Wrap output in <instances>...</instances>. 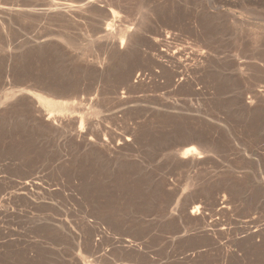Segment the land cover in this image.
<instances>
[{"label": "rangeland", "instance_id": "1", "mask_svg": "<svg viewBox=\"0 0 264 264\" xmlns=\"http://www.w3.org/2000/svg\"><path fill=\"white\" fill-rule=\"evenodd\" d=\"M79 1L0 0L7 11H0V163L7 186L0 189V264H264V98L253 112L245 105L264 91V0H130L122 25L130 21L125 26L146 38L170 32L177 47L205 52L208 60L189 75L195 94L153 79L145 88H119L127 97L122 105L111 92L121 71L106 60L107 68L96 64L103 56L94 48L100 34L91 19H76L68 33L28 16L35 6ZM8 12L23 17L16 24ZM42 80L73 88L49 95L38 88ZM15 92L29 112H19ZM81 127L84 137L77 135ZM130 133L138 137L131 149H100L104 139L116 144ZM195 135L199 142L189 144ZM193 146L202 155L191 164L192 156H181ZM28 180L38 186L20 201L15 185ZM217 198L229 204L226 215H216ZM193 202L206 223L218 222L207 227L218 233L217 244L183 216ZM127 241L135 249H124Z\"/></svg>", "mask_w": 264, "mask_h": 264}, {"label": "bare ground", "instance_id": "2", "mask_svg": "<svg viewBox=\"0 0 264 264\" xmlns=\"http://www.w3.org/2000/svg\"><path fill=\"white\" fill-rule=\"evenodd\" d=\"M79 0H76V2ZM130 0H80L79 3L77 4L78 6H69V5H65L63 6V4H59V3H51L48 4V8L46 9H38L36 8L37 6L33 7L32 10H28V16L31 18H38V19H44V21H49L52 22L54 24H58L60 26H62L64 29L66 28L68 31V33L72 32L75 30V21L76 19L79 18H86V19H91L93 25H91L92 27V31H97L98 34H100L99 36V40L96 43V47L98 51H100L102 53L103 59L96 63V64H101L103 66H108V63L110 64H115L118 65L119 70L121 71L120 77L119 79L116 81L117 84H115L116 86L113 88V91H111L115 98V102L117 101V103L119 102L120 105H122L121 103L127 102V97L121 92L119 93V88L123 87L124 89H133L134 88L138 89V88H145L148 84L149 81L153 80V79H157V80H163V82H159L160 85H162V87H166L168 89H170L172 92H191L193 94L196 93V90L194 88L193 82L190 79L191 74H197L199 73V70H201V68L206 64L207 62V55L205 54V52H200V51H193L191 53H188L187 50L185 48H179L177 47L178 45H176V39H174V34L170 33V32H162L163 30H161V32L158 31L157 34L154 35V37L152 38H146V37H142L135 32V28H130L132 26H125L126 24L131 25V23H124L122 25V21H123V9H125V7L127 6L128 2ZM142 1V0H141ZM144 1V0H143ZM147 3H150L151 5L155 2L154 0H145ZM160 1V0H159ZM236 1V0H235ZM261 1V0H260ZM259 1V2H260ZM56 2V1H55ZM134 2V1H133ZM132 2V3H133ZM233 2V1H232ZM263 2V1H262ZM22 3V2H21ZM62 3V2H61ZM73 3V2H72ZM131 3V2H130ZM131 3V6H132ZM168 3V2H167ZM3 4V3H2ZM20 4V3H19ZM75 4V3H74ZM145 4V2H144ZM18 5V4H17ZM130 5V4H129ZM149 5V4H148ZM150 5V6H151ZM13 6V5H12ZM19 6V5H18ZM25 8L27 6H25V4L23 5ZM22 6V7H23ZM5 7V6H4ZM21 7V6H19ZM128 8V7H127ZM126 8V9H127ZM2 7L0 8L1 11ZM4 9V8H3ZM2 9V11H3ZM14 9V8H13ZM13 9L11 10V12L13 11ZM22 10V8H20ZM28 9V7H27ZM9 11V9H7ZM25 10V9H24ZM6 11V10H5ZM3 11V12H5ZM27 11V10H26ZM125 11V10H124ZM134 11V10H133ZM149 11V10H148ZM14 12L15 15H21L23 12ZM126 12V11H125ZM130 12V11H129ZM132 12V11H131ZM1 13V12H0ZM7 13V11L5 12ZM13 13V14H14ZM127 13V12H126ZM125 13V14H126ZM2 14V13H1ZM8 14L11 15L12 17V13ZM7 14V16H8ZM154 14V12L152 13ZM151 14V15H152ZM157 14V13H156ZM3 15V14H2ZM9 15V16H10ZM23 15L25 17H23ZM23 15L21 17L23 18H27V15H25L23 13ZM8 16V17H9ZM14 16V15H13ZM160 16V14H159ZM177 16V15H176ZM9 17V18H11ZM18 17V20H20ZM147 17V16H146ZM178 17V16H177ZM199 17V16H198ZM4 18V17H3ZM13 18V17H12ZM132 18V17H131ZM15 18L11 19L12 21H15ZM28 19V18H27ZM8 20V19H7ZM17 20V19H16ZM17 22H20L18 21ZM125 20V19H124ZM181 20V19H180ZM200 20V19H198ZM3 21V20H0ZM40 21V20H38ZM37 21V23H38ZM46 21V22H47ZM88 21V20H87ZM126 21V20H125ZM124 21V22H125ZM16 22V21H15ZM14 22V23H15ZM16 22V24H17ZM41 22V21H40ZM91 23V21H89ZM51 23V24H52ZM161 23V22H160ZM200 23V22H199ZM196 23V24H199ZM36 24V23H35ZM144 24V23H143ZM165 24V23H164ZM163 24V25H164ZM174 24V22H173ZM182 24V23H181ZM24 25V24H23ZM49 25V24H47ZM57 25V26H58ZM140 25V24H139ZM162 25V26H163ZM169 25V24H168ZM29 26V25H28ZM134 26V25H133ZM167 26V25H166ZM170 26V25H169ZM169 26H167L169 28ZM194 26V25H193ZM201 26V25H200ZM199 26V27H200ZM4 27V26H3ZM147 27V26H146ZM165 27V26H164ZM23 28V27H22ZM145 28V27H144ZM147 29V28H146ZM26 30V29H25ZM29 30V29H28ZM83 30V29H82ZM165 30V29H164ZM169 30H171L169 28ZM203 30V29H202ZM139 31V30H138ZM145 31V29H144ZM3 32V31H2ZM16 32V31H15ZM34 32V31H33ZM150 32V31H149ZM201 32V31H200ZM14 33V32H13ZM96 33V32H95ZM96 33V34H97ZM75 34V33H74ZM72 35V34H71ZM88 35V34H87ZM86 35V37H88ZM195 35V34H194ZM69 36V35H68ZM74 36V35H73ZM95 36V35H94ZM91 37V36H90ZM93 37V36H92ZM89 38V37H88ZM3 40V39H2ZM6 42V41H5ZM8 42V41H7ZM142 44L144 46V51L141 52V50H137L139 51L137 53L136 49L139 47V45ZM17 45V44H16ZM182 47V46H181ZM199 48V47H198ZM49 50V48H48ZM48 50H44L46 51V55L48 54L47 51ZM96 51V50H95ZM141 52V53H140ZM50 53V52H49ZM93 54V53H92ZM49 55V54H48ZM47 55V56H48ZM95 56V54H94ZM99 56V55H98ZM101 57V56H100ZM48 58V57H45ZM51 58V57H49ZM53 58V57H52ZM97 58V57H96ZM56 59V58H55ZM79 59V58H78ZM77 59V60H78ZM84 59V58H83ZM130 62V60H132ZM47 59H45L46 62ZM50 60V59H49ZM106 60L107 62H104ZM48 61V60H47ZM81 61H83L81 59ZM80 61V62H81ZM49 62V61H48ZM84 63L86 61H83ZM82 62V63H83ZM88 62V61H87ZM93 62V61H92ZM143 62V63H142ZM84 63L82 64V66H84ZM91 63V61H90ZM94 63V64H95ZM106 63V64H105ZM131 63V64H130ZM142 63V64H141ZM78 64V63H77ZM95 64V66H97ZM98 64V67H99ZM130 64V65H129ZM141 64V65H140ZM80 65V63H79ZM93 63H91L89 66H92ZM88 66V64H87ZM94 66V65H93ZM92 66V67H93ZM85 67V66H84ZM111 67V66H110ZM97 68V67H96ZM100 69V67H99ZM110 69V68H109ZM157 69V70H155ZM203 69V68H202ZM16 71V70H15ZM108 71V69H107ZM159 71V72H158ZM9 72V71H8ZM18 72V71H17ZM119 72V71H118ZM98 73V72H97ZM86 74V73H85ZM88 74V73H87ZM86 74V76H87ZM98 75V74H97ZM99 76V75H98ZM1 77V76H0ZM37 77V76H36ZM46 77V76H44ZM111 77V76H110ZM38 78V77H37ZM98 78V77H97ZM115 78V77H114ZM114 78H112V81L114 80ZM50 79V78H49ZM56 79V78H55ZM61 79V78H60ZM39 80V79H38ZM62 80V79H61ZM59 80V81H61ZM92 80V79H91ZM156 80V81H157ZM40 81V80H39ZM59 81H53L50 82L48 80H42V82H37V84L40 85V87H38L39 85H37V87L43 91H45L47 94L49 95H57L60 96L63 94V92H69V87H72L70 84H68V82L66 84H64V82H59ZM105 81V80H104ZM155 81V80H154ZM106 82V81H105ZM110 82V80H109ZM104 84V83H103ZM107 84V82H106ZM114 84V83H112ZM84 85V84H83ZM96 85V84H95ZM151 85V84H150ZM156 85V84H155ZM154 85V86H155ZM81 86V84H80ZM85 86V85H84ZM97 86V85H96ZM113 86V85H112ZM99 87V86H98ZM159 87V86H158ZM73 88V87H72ZM161 88V87H160ZM165 88V89H166ZM80 89V88H79ZM104 89V88H103ZM73 90V89H72ZM76 90V89H75ZM127 91V90H126ZM41 92V91H39ZM129 92V91H128ZM16 93L20 92H15L14 94H12L13 96L16 95ZM99 93V92H97ZM127 93V92H126ZM183 93V94H184ZM103 94V92L101 93ZM46 95V94H45ZM97 95V94H96ZM44 96V94L42 95ZM89 96V95H88ZM129 96V94L127 95ZM74 97V96H73ZM97 98V97H96ZM264 98V91L263 90H258L256 91L253 96H251V99L248 100V102L245 104L246 105V110L247 111H252L253 112V106L257 105L258 103L255 104L257 101H260ZM16 99H17V105H19V112L21 114H25L26 111H28L27 109V103H25L26 98H24L22 95H16ZM129 99V97H128ZM97 100V99H96ZM126 100V101H125ZM131 100V98H130ZM129 101V100H128ZM137 101V100H136ZM83 102V101H82ZM94 102V101H92ZM108 102V101H107ZM111 102V101H110ZM90 103V101H89ZM106 103V102H105ZM118 103V104H119ZM96 104V103H95ZM107 104V103H106ZM16 105V104H15ZM33 105V104H32ZM94 105V103H93ZM114 105V104H113ZM243 105V104H242ZM244 106V105H243ZM242 106V107H243ZM30 107V106H28ZM90 107V106H89ZM31 108V107H30ZM33 108V107H32ZM97 108V107H96ZM35 109V108H34ZM33 109V110H34ZM37 109V108H36ZM31 111V110H30ZM29 112V111H28ZM37 114L39 113V111L36 113V111H32L31 113ZM30 113V114H31ZM248 113V112H247ZM29 114V115H30ZM33 114V115H34ZM38 115V114H37ZM22 117V116H20ZM44 117V116H43ZM112 117V116H111ZM253 118V116H252ZM54 119V118H53ZM51 117H47L43 120V118L39 116L38 120H42L44 122H48L50 124H55L54 119L53 120ZM36 120V119H35ZM114 120V119H113ZM57 121V120H56ZM61 121V120H60ZM73 121V120H72ZM59 122V121H58ZM62 123V122H61ZM60 123V124H61ZM74 123V122H73ZM48 124V125H50ZM57 124V123H56ZM65 125V123H63ZM91 124V123H90ZM62 125V124H61ZM87 125V124H86ZM93 125V124H92ZM98 125V124H97ZM52 126V125H51ZM66 126V125H65ZM81 126V125H80ZM50 127V126H49ZM56 127V126H55ZM60 127V126H59ZM67 128V127H66ZM84 128V127H83ZM83 128H79V130H77V135L79 137H84L86 135V132L84 134V130ZM87 128V127H86ZM74 129V128H73ZM19 131V130H18ZM86 131V129H85ZM2 132V131H1ZM5 133V132H3ZM73 133V132H72ZM74 134V133H73ZM76 135V133H75ZM101 136V135H100ZM103 136V135H102ZM197 135H195L193 138H191L188 143L189 144H193V143H198L199 142V138L196 137ZM111 138V137H110ZM136 135L133 133H130L129 135H126L125 138H121L120 140H118V142L112 143L111 141H107V140H103L101 141L100 138H95V139H100L99 141H101L99 143V145L101 146V148L111 152V153H115V152H119V151H123V150H129L132 147H134V143L136 141ZM78 139V138H77ZM85 139V138H84ZM81 140V139H80ZM87 140V139H85ZM90 140V139H89ZM87 140V141H89ZM94 140V139H93ZM96 141V140H95ZM98 141V142H99ZM92 142V141H91ZM96 143V142H95ZM8 144V143H7ZM200 144V143H199ZM98 145V144H95ZM93 145V146H95ZM89 148V147H88ZM200 148V147H199ZM108 154V153H107ZM111 155V154H110ZM113 155V154H112ZM202 155V152H200L198 149L191 147L189 148L185 153L182 154L181 159H187L188 156H192L191 160L189 163H193L194 162V158L195 159H200ZM5 156V155H4ZM189 158V157H188ZM180 159V158H179ZM190 159V158H189ZM1 160V159H0ZM183 162V161H182ZM181 162V163H182ZM188 162V161H187ZM8 163V162H7ZM10 163V162H9ZM195 163V162H194ZM9 165V164H8ZM6 164H2L0 163V189L5 188V186H3L2 184V180H3V169L5 168ZM9 168V167H6ZM37 180V179H36ZM38 181V180H37ZM37 184V183H36ZM35 184V180L33 181H23V182H19L17 183V185H15L16 187V196L17 199L19 198L20 201L22 200H27V194H29L30 190L36 185ZM13 185V183H12ZM38 186V184H37ZM3 187V188H2ZM36 187V186H35ZM34 187V188H35ZM7 188V186H6ZM14 188V186H13ZM33 188V190H34ZM40 188V187H39ZM5 189H3L4 191ZM2 191V192H3ZM6 192V191H5ZM29 192V193H28ZM219 193V192H218ZM14 195V194H13ZM215 206H216V215H226L228 212V203L226 201L225 198H217L215 201ZM2 206V204H1ZM4 206V205H3ZM6 208V207H5ZM2 209V208H1ZM5 210V209H4ZM7 210V209H6ZM182 213L183 216L189 220V221H193L197 224L198 229H199V233L202 234L203 237H205L206 239H208L213 245L217 244L215 241V237L218 234L217 232H210L211 230L207 229L210 227H217L218 226V222L217 221H210L208 220V222L206 223V218L205 215L203 214L202 211V207L200 206V204H196V203H191V205L189 204V206H185L182 209ZM6 215V214H5ZM9 215V214H8ZM208 216V214H207ZM211 216V215H209ZM212 217V216H211ZM225 217V216H224ZM210 218V217H209ZM208 219V217H207ZM217 219V218H216ZM211 220V219H210ZM220 221V220H219ZM252 223V222H251ZM256 223V222H255ZM219 224H221L219 222ZM247 224V223H246ZM222 225V224H221ZM197 229V231H198ZM246 229V228H245ZM222 231V230H221ZM256 232H252V237H255ZM257 237V236H256ZM253 239V238H252ZM126 241V240H125ZM135 242V241H134ZM209 242V243H210ZM123 243V242H122ZM124 249H128V250H132L135 249L134 244H132L131 242L127 241L126 245H124ZM128 253V252H127ZM222 254V258L223 261L226 262L228 261V258L230 257V253L229 251H226ZM101 256V255H100Z\"/></svg>", "mask_w": 264, "mask_h": 264}]
</instances>
